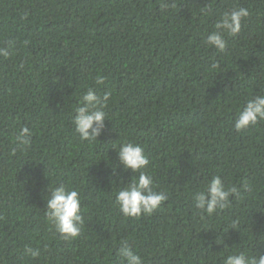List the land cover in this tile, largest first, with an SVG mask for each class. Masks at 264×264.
Returning a JSON list of instances; mask_svg holds the SVG:
<instances>
[{
    "label": "trees",
    "instance_id": "1",
    "mask_svg": "<svg viewBox=\"0 0 264 264\" xmlns=\"http://www.w3.org/2000/svg\"><path fill=\"white\" fill-rule=\"evenodd\" d=\"M236 7L249 11L240 31L223 51L207 46ZM0 48V264H126L122 245L143 264L264 254V121L233 128L264 95V0H0ZM89 89L108 94L94 142L72 123ZM22 127L27 146L14 139ZM123 139L143 145L165 194L150 215L114 203L139 175L119 161ZM213 176L236 192L209 214L195 199ZM62 183L81 198L75 239L47 215Z\"/></svg>",
    "mask_w": 264,
    "mask_h": 264
},
{
    "label": "clouds",
    "instance_id": "2",
    "mask_svg": "<svg viewBox=\"0 0 264 264\" xmlns=\"http://www.w3.org/2000/svg\"><path fill=\"white\" fill-rule=\"evenodd\" d=\"M166 5L162 4V7ZM175 7V5H173ZM249 15V11L243 7L233 8L223 13L215 23L213 30L205 37V44L223 51L226 46L225 34L235 35L240 31L241 21ZM7 49L0 48V55L7 56ZM96 84L103 83L102 77H97ZM108 103V94L103 98L98 97L89 89L83 96L80 106L74 110L75 117L72 120L74 132L81 141L94 142L99 135L105 119L104 106ZM237 118L233 123L236 132H241L259 121H264V95L250 96L239 108ZM30 130L26 127L19 129L15 141L21 146L28 145ZM118 158L126 169L139 172L138 177L133 176L128 186L115 192V205L125 217H139L141 213L150 215L165 200L163 192L154 190L152 174L145 170L148 165V158L144 153L143 145L134 140L123 139L117 142ZM22 150L24 148L22 147ZM50 174V172H49ZM235 187L225 188L218 176H213L207 185V198L203 192L195 199V206L211 214L218 207L224 208L230 194L235 193ZM79 191L66 184H60L51 188V196L47 200L48 218L55 229L64 239H75L81 232L83 218L81 212ZM32 255L39 253L28 249ZM118 254L126 261V264H143L142 257L136 254L127 245H122ZM225 264H264V254L258 258H245L244 253L229 255Z\"/></svg>",
    "mask_w": 264,
    "mask_h": 264
}]
</instances>
